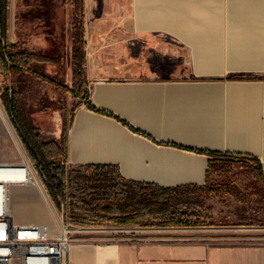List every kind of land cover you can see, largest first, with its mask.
Masks as SVG:
<instances>
[{
  "label": "crops",
  "instance_id": "obj_1",
  "mask_svg": "<svg viewBox=\"0 0 264 264\" xmlns=\"http://www.w3.org/2000/svg\"><path fill=\"white\" fill-rule=\"evenodd\" d=\"M85 11L87 87L101 112L76 109L69 165L205 185V152L217 151L256 157L264 176V0H85ZM88 11H99L91 23ZM3 108L0 163L29 161ZM41 184L16 186L30 191L28 209L55 212ZM33 223L57 230L47 216L20 222ZM68 264H264V226H75Z\"/></svg>",
  "mask_w": 264,
  "mask_h": 264
},
{
  "label": "trees",
  "instance_id": "obj_2",
  "mask_svg": "<svg viewBox=\"0 0 264 264\" xmlns=\"http://www.w3.org/2000/svg\"><path fill=\"white\" fill-rule=\"evenodd\" d=\"M0 10L2 39L6 42L4 45L0 39V74L6 79L0 89V99L29 161L40 175L48 197L58 211L61 210V202L65 204V219L74 226L104 223L164 227L215 225L207 221V215L204 216L208 209L206 200L224 195L242 200L244 193L237 180L245 173L253 177L247 187L258 194L264 203L262 165L259 159L247 154L205 152L210 157L205 185L174 187L125 179L116 165H69V126L64 123L60 138L46 137L23 103V89L28 76L59 84L54 74L47 71V66L59 67L65 55L58 53L51 56L21 47L18 41L13 43L10 39L11 0H1ZM72 30L74 84L65 88L78 101L71 111V119L82 101L90 109L100 111L91 102L87 87L85 0L73 1ZM240 220V225L264 224L252 219L249 223L246 218Z\"/></svg>",
  "mask_w": 264,
  "mask_h": 264
},
{
  "label": "rangeland",
  "instance_id": "obj_3",
  "mask_svg": "<svg viewBox=\"0 0 264 264\" xmlns=\"http://www.w3.org/2000/svg\"><path fill=\"white\" fill-rule=\"evenodd\" d=\"M73 1L11 0L10 39L18 41L21 47L34 49L51 56L58 53L65 55V60L59 67L47 66V71L54 74V78L59 84H52L37 77L28 76L23 89L24 106L46 137H52L55 132H61L64 123L69 126L71 111L78 101L72 92L65 88L72 87L74 84L71 65ZM88 13L90 23L99 16V11H88ZM5 80L4 76L0 74V89ZM0 105L3 107L1 99ZM240 163L246 162L241 161ZM252 180L253 177L246 173L237 180V184L244 193L242 200H237L230 195L206 200L208 209L204 216L207 215V221L215 224L240 225V219L246 218L248 223L250 219L264 223V203L258 194L247 187ZM38 185L42 186L40 183ZM19 187L21 186L13 185L11 187V207L14 221L16 223L28 220L36 221L47 216L58 227L59 217L52 208L50 206L48 210L34 208L33 211L28 209L26 196L31 193L27 190L19 191ZM260 225L264 226V224Z\"/></svg>",
  "mask_w": 264,
  "mask_h": 264
},
{
  "label": "built area",
  "instance_id": "obj_4",
  "mask_svg": "<svg viewBox=\"0 0 264 264\" xmlns=\"http://www.w3.org/2000/svg\"><path fill=\"white\" fill-rule=\"evenodd\" d=\"M41 178L30 161L0 163V264H68L75 226L59 217L53 231L47 224H20L11 207L12 185H38Z\"/></svg>",
  "mask_w": 264,
  "mask_h": 264
},
{
  "label": "water",
  "instance_id": "obj_5",
  "mask_svg": "<svg viewBox=\"0 0 264 264\" xmlns=\"http://www.w3.org/2000/svg\"><path fill=\"white\" fill-rule=\"evenodd\" d=\"M0 8H1V0H0ZM0 39L2 40L3 44L6 45L5 40L2 39L1 10H0ZM12 42L15 43V41H12ZM10 94H12L11 91H10ZM60 214L62 218L65 217V204L63 202H61Z\"/></svg>",
  "mask_w": 264,
  "mask_h": 264
},
{
  "label": "bare ground",
  "instance_id": "obj_6",
  "mask_svg": "<svg viewBox=\"0 0 264 264\" xmlns=\"http://www.w3.org/2000/svg\"><path fill=\"white\" fill-rule=\"evenodd\" d=\"M16 185H18V184H16ZM13 186V185H12Z\"/></svg>",
  "mask_w": 264,
  "mask_h": 264
}]
</instances>
